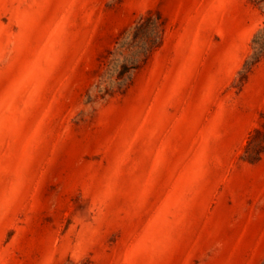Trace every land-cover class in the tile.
<instances>
[{"label": "rangeland", "instance_id": "1", "mask_svg": "<svg viewBox=\"0 0 264 264\" xmlns=\"http://www.w3.org/2000/svg\"><path fill=\"white\" fill-rule=\"evenodd\" d=\"M159 39L104 82L117 42ZM256 0H0V264H264Z\"/></svg>", "mask_w": 264, "mask_h": 264}, {"label": "trees", "instance_id": "2", "mask_svg": "<svg viewBox=\"0 0 264 264\" xmlns=\"http://www.w3.org/2000/svg\"><path fill=\"white\" fill-rule=\"evenodd\" d=\"M256 2L264 12V0H256ZM262 21V25L255 31L251 40L254 57H259L264 53V20ZM140 25L142 28L135 26L134 31H139L136 37L117 42V46L111 51L115 57L111 59L104 82L110 84V82L113 83L127 76L130 70L134 68L140 54L157 43L160 34L157 19L148 16L144 19V24Z\"/></svg>", "mask_w": 264, "mask_h": 264}]
</instances>
